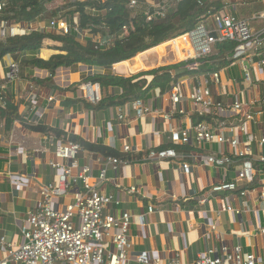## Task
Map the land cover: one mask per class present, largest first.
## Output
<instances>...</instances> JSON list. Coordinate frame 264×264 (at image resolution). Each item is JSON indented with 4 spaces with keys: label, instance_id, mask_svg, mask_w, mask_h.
Instances as JSON below:
<instances>
[{
    "label": "crops",
    "instance_id": "0c3cea01",
    "mask_svg": "<svg viewBox=\"0 0 264 264\" xmlns=\"http://www.w3.org/2000/svg\"><path fill=\"white\" fill-rule=\"evenodd\" d=\"M237 11L241 13L238 8ZM250 18L252 15L244 19ZM22 26L38 27V23ZM262 26V22H253L255 30ZM56 46L50 40L45 42L40 58L48 60L58 54ZM13 61H16L14 57L7 56L0 62V88L6 86L4 94L19 106L23 121L16 120L10 130L0 121V241L5 238L8 244H23L28 216L41 201L40 188L57 180V172L52 167L57 160V147L77 137L88 144L113 149L120 155L129 154L134 159L109 164L106 180L99 182L107 157L85 148L79 154L80 166L91 170L92 182L98 183V190L115 198L105 212L116 218L126 213L131 215L128 235L132 246L126 264H139L136 258L143 251L165 263L193 264L207 249L219 254L227 250L234 256L238 247L242 256L253 254L257 264H264L262 177L258 176L255 184L241 183L249 190L245 196L238 192L219 194L201 204L212 186L224 181L234 182L238 177L243 159L237 152L245 151L247 144L241 130L244 117L233 110L234 98H240L246 112L256 109L252 102L264 98V67L253 64L252 83L243 81L238 60L220 71L221 81L211 86V92L215 104H221L224 111L214 107L202 112L189 98L203 75L214 72L215 67L209 62L199 66L202 71L179 79L177 83H181L185 93L181 103H173L170 90L156 89L140 100L142 107L149 111L139 117L132 107L133 102L98 107L101 100L120 95L121 90H102L99 86L98 103L93 104L87 98L85 86L91 85L87 80L97 73L96 69L78 65L60 68L52 75L47 70L22 68L20 81L7 82L6 75ZM185 61L181 48L174 50L165 43L114 65L112 71L132 76ZM198 122L208 124L216 135L237 138L240 146L237 149L216 143L198 146L195 139ZM38 126L61 131L63 135L58 138L42 133L37 130ZM247 127L257 137L264 136V115L249 122ZM177 131L188 132V144L171 142L172 132ZM127 147L131 152L125 153ZM167 147L175 148L191 165L190 174L183 173L179 162L147 160L150 150ZM251 149L256 158L260 154L259 147L254 145ZM221 155L230 163L205 165L206 157ZM132 188L136 189L135 193H130ZM77 192L79 188L71 190L61 200L63 205L71 203ZM150 207H154L152 213ZM106 248L116 252L111 240L106 241ZM6 254L7 247L0 244V260ZM104 264H108V259Z\"/></svg>",
    "mask_w": 264,
    "mask_h": 264
},
{
    "label": "built area",
    "instance_id": "2783aa9c",
    "mask_svg": "<svg viewBox=\"0 0 264 264\" xmlns=\"http://www.w3.org/2000/svg\"><path fill=\"white\" fill-rule=\"evenodd\" d=\"M49 7L50 12L60 10L57 15L47 19L45 25L39 20L38 27L25 28L20 25H11L7 20H2L1 16L8 6V3L0 0V40L9 37L24 35L33 31H51L66 35L71 31L76 32L81 41H85L88 35L80 28L79 15H75L73 21L66 15L68 9L66 5L71 2H85L86 0H58L56 5ZM184 0H157L145 1L131 0L127 5L132 17L144 14L147 22L165 18L167 14L176 8ZM213 2L214 0H208ZM264 5V0H252ZM223 9L211 17H205L194 30L168 42L169 48L174 50L182 49L186 61H194L188 66L189 69H198L199 59L209 57L215 50V45L222 41H233L237 43L232 58L241 62L243 81L252 83L253 64L264 67V26L258 30L253 28V22L264 23V10L256 12L250 19L238 16L237 2L235 0H222ZM200 5L204 2L199 1ZM212 10H215L213 8ZM93 9L92 13L96 14ZM212 12V11H211ZM40 24V25H39ZM128 33V28L123 29L120 35H113L97 40L101 46L111 45L114 41L124 38ZM165 44V43H164ZM185 61V62H186ZM22 79V69L20 63L13 61L8 68L6 75L7 82L20 81ZM221 81L220 72H211L203 75L198 84L189 94L196 107L202 112H209L216 107L220 111L225 108L221 104H215L212 98L211 86ZM6 86H2L0 91L4 94ZM86 96L93 103H98L99 85L85 86ZM172 101L179 104L185 98V93L181 83H176L170 90ZM34 99V98H33ZM132 107L139 117H143L149 111L142 107L140 101L132 103ZM253 111L245 110L244 103L238 96L234 98L233 110L243 114L244 121L241 130L246 136L247 149L238 151L237 154L243 159L241 169L236 181H224L221 184L210 188L206 196L201 199V204H205L212 197L225 193H240L245 196L248 189L243 184L255 183L258 176L262 177L260 183L264 185V136L257 137L251 133L247 124L257 117L264 115V98L253 101ZM120 119H123L120 116ZM171 142L173 144L186 145L189 143L187 131L172 132ZM195 139L198 146H205L216 143L220 146L229 145L234 149L240 146L237 138H227L223 134L216 135L213 129L206 123H200L195 127ZM256 145L260 149V154L255 158L252 147ZM83 147L72 140L61 143L56 149V162L52 167L57 172L56 182L40 188L41 201L33 212L28 216L26 226L23 229V244L15 246L8 244L5 238L0 244L7 247L6 257L0 260V264H104L108 259V264H126L127 253L132 244L129 238V228L131 225V215L126 213L121 218H116L105 211L115 198L106 196L98 190V183L92 182L91 170L81 167L79 164V154ZM131 152L130 148H125V153ZM147 160L151 162H179L182 165L184 174H190L191 165L173 147L152 149L147 153ZM104 168L101 172L99 182L106 180V173L109 164L126 163L115 158H106ZM207 166H225L230 160L225 156H208L204 160ZM259 163L260 167H256ZM243 183V184H241ZM74 188H79L80 192L74 194L73 201L63 205L61 200L68 196ZM132 188L130 193H135ZM230 209V208H229ZM154 207H150V213ZM146 221V218L144 219ZM111 240L116 248V252H110L106 248V241ZM139 264H183L180 261L163 262L160 259H153L148 251L141 252L137 258ZM193 264H257L253 254H241L238 247L233 256L227 250L219 254L214 249H207L198 255Z\"/></svg>",
    "mask_w": 264,
    "mask_h": 264
},
{
    "label": "trees",
    "instance_id": "16d2710c",
    "mask_svg": "<svg viewBox=\"0 0 264 264\" xmlns=\"http://www.w3.org/2000/svg\"><path fill=\"white\" fill-rule=\"evenodd\" d=\"M8 3L1 19L7 20L11 25L35 24L39 20L48 21L50 17L58 14L60 10L50 12L49 7L58 0H1ZM131 0H86L85 2H71L66 5L69 10L66 15L73 21L75 15H79L80 28L88 37L81 41L76 32L62 35L51 31H33L28 34L9 37L0 40V62L7 56H12L20 63L22 68H38L49 71L52 75L60 68L85 65L96 69L97 73L88 78L91 85H99L104 89L121 90V94L101 100L98 107L124 106L127 103L145 99L152 91L161 89L163 92L171 90L179 79L202 71L201 65L211 63L215 72L230 66L235 59L231 57L237 43L222 41L215 45V50L209 57L199 59L200 67L196 70L188 66L194 61H186L177 64L161 66L159 68L139 72L132 76H124L113 73L116 64L134 59L139 54L156 48L174 38L191 32L205 17L218 14L223 9L222 0H184L176 8L171 10L165 18L147 22L144 14L132 17L127 9ZM157 1V0H139ZM253 5L252 0H243V3ZM215 8V10H212ZM95 9L96 14L92 13ZM212 11V12H211ZM250 15L256 12L249 11ZM241 18L242 12L238 14ZM128 28L127 35L114 41L111 45L101 46L97 43L100 36L103 38L120 35L124 28ZM57 44L54 48L58 54L50 59L40 58L41 50L46 41ZM182 71L181 73H177ZM104 72V73H103ZM177 73V74H176ZM148 78H152L151 81ZM16 120H22L19 114V106L15 101L0 91V121L4 122L7 130H10ZM200 122L197 123V125ZM38 131L55 135L61 138L63 133L58 130L38 126ZM83 148L118 160L133 162L129 154L120 155L113 149L101 145L88 144L77 137H71ZM260 167V166H257ZM264 167V166H263ZM257 180V179H256ZM256 183V181H255ZM254 183V184H255Z\"/></svg>",
    "mask_w": 264,
    "mask_h": 264
},
{
    "label": "rangeland",
    "instance_id": "374dc122",
    "mask_svg": "<svg viewBox=\"0 0 264 264\" xmlns=\"http://www.w3.org/2000/svg\"><path fill=\"white\" fill-rule=\"evenodd\" d=\"M228 1H231V0H228ZM235 1L238 2L237 8L239 9V11L242 12L243 17H249V15H250L249 12L246 11L247 8H249V11H251V12H261L264 10L263 4H261V3L254 2L253 5H249V3H246V2L243 3V0H235ZM56 3L57 2H55L54 5L52 4L53 8H56L57 6L63 4L62 1L60 3H58L57 5H56ZM42 22L44 23V24L43 23L41 24L42 26L46 24L45 20ZM46 42H49V40Z\"/></svg>",
    "mask_w": 264,
    "mask_h": 264
},
{
    "label": "water",
    "instance_id": "95a60500",
    "mask_svg": "<svg viewBox=\"0 0 264 264\" xmlns=\"http://www.w3.org/2000/svg\"><path fill=\"white\" fill-rule=\"evenodd\" d=\"M234 54L231 55V57H233Z\"/></svg>",
    "mask_w": 264,
    "mask_h": 264
}]
</instances>
